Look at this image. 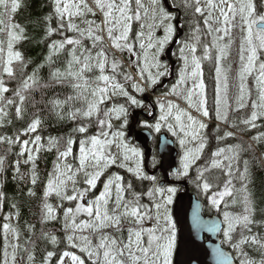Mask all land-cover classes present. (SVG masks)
Returning a JSON list of instances; mask_svg holds the SVG:
<instances>
[{"label":"snow or ice","instance_id":"snow-or-ice-1","mask_svg":"<svg viewBox=\"0 0 264 264\" xmlns=\"http://www.w3.org/2000/svg\"><path fill=\"white\" fill-rule=\"evenodd\" d=\"M188 0H185L187 4ZM53 3V13L59 21L57 28H52L49 26L47 28L48 35L53 34L54 32L59 31L60 29L67 28L70 31L76 32L79 34L80 38H69L65 37L64 40L54 41L50 45V49L53 53H58L59 51L65 48V45H76L79 46L82 51L78 54V49L73 47L70 49L71 59L68 61L67 69L64 73H61L59 69H56L52 73L53 79L58 81H62L63 79H74L77 83H73L72 87L77 90H87L89 88L88 81L85 77L86 72H92L93 69L99 70V75L96 77L98 82H102L103 86L99 83L96 87L91 88V96L92 100H89L87 96L83 95V92L80 93L75 99H80L81 96L85 100L87 107L86 110L81 111L80 109H76L75 112L71 113L73 119L76 118L77 113H80L84 117H91L93 114H98L99 104L103 103L105 98L108 96L110 89L112 94L122 95L127 97V99L131 102V104L140 106L141 102L137 100L134 96H131L127 90H125L123 84L115 81V76L105 75L106 65L109 64V57L107 51L103 47L104 36L101 33L106 32L107 37L111 40L114 48L118 50H128L131 51L133 45L128 42L129 33L131 32V22L135 20H139L141 18L139 9L143 7L140 3V0H136L137 10L133 12L131 8V0H94L95 8L99 10V12L103 16V20L101 24H97L94 20L84 19L82 22L87 25L86 28L81 29L77 23L74 22V19L77 17L83 18L87 14L91 13L93 16L96 15V12L93 10L88 3V0H52ZM154 4H158V0H153ZM195 4V12L201 15H204V8L201 7V0H194ZM21 7V0H0V33H5L7 36L6 41V52L7 58H4L5 52V41L0 39V73L6 74L7 77L13 78L15 76V70L13 67V63L15 62H23L22 53L19 51H14V43L24 38L23 33L24 29L12 22V17L15 13H17L18 9ZM205 7L208 9V15L204 20L205 25L208 26L209 33L215 31L216 33H222V35L213 38V44L215 45L217 39H223L225 36L230 35L231 28L235 27L234 21L236 17L239 15L242 21L241 30L246 32V35L241 44V68L239 71V79L241 81L240 84V95L237 98L238 108L245 107V98L250 95L248 92L244 81L246 77L252 75L254 71L258 72L256 77L257 84L259 86V101L260 103H253V110L251 112V116L249 119L243 121L244 124L250 125L251 127H256L255 121L259 118L264 117V62H257L260 59V54L264 53V13H257V8L254 0H205ZM218 11L219 16L214 18L213 12ZM159 12L163 16L164 19H171L170 14L164 11L162 7L159 8ZM67 20L65 22V18ZM46 19L51 21L52 17L49 16ZM211 20L219 23L220 27L215 29L212 28L209 23ZM174 27L171 24H168L165 27V36L163 39L157 40L155 44L149 43L147 45L148 48H156V52L152 54V67H155L158 71L155 76L152 73H149V80L151 84L155 85L158 81V77L166 75L167 69L166 66L161 65L158 60V55L163 51L164 45L168 42V40L174 34ZM197 32L199 29L197 28ZM144 34L141 32L139 34L142 37ZM90 39L92 42V48H97L99 46V50L92 54V51L88 48H85L82 39L83 38ZM149 40H151V36H149ZM196 43L192 45L185 44V48L191 53V62H189L188 56L184 55V49H181V55L184 59V67L180 71L179 80L176 85H173L171 93L179 95L180 92H184V99L187 101L188 106L192 109H195L197 112L201 113L203 117L209 116V110L207 107V96L205 93V84L203 81V73L201 69V58L195 55L196 52V44L199 43L200 37L199 35L195 36ZM245 45L247 47L245 48ZM141 49L145 48V44H140ZM227 45L221 47L219 49L220 56L218 59H222L226 55ZM247 52V58H245L244 53ZM145 67L148 66V55L145 53ZM204 58L210 59L208 47L205 46V55ZM48 61L51 62L52 56L51 54L47 58ZM246 60V62H245ZM111 69L113 73L119 68V62L114 58L112 59ZM161 67L165 68V71H159ZM189 69H191L189 71ZM144 69H141V76H143ZM125 80H131L132 77L130 75H124ZM191 80L192 84L190 87L187 86V82ZM216 80H217V88H216V118L227 121L228 113L227 108L229 107L227 100H224L225 111L221 112L220 104H221V88H220V80H221V68L217 66L216 68ZM79 81H83V83H79ZM38 83L36 79V74L27 76V78L23 81L22 86L14 91V96L19 98V102L22 105L25 101L26 97L23 94L25 91L32 88L34 85ZM184 86V87H181ZM137 91L143 92L145 89L139 84L134 83L132 85ZM224 91L225 94L227 92V76L224 77ZM9 92V88L5 84V80L2 76H0V103H4L6 101L7 105H13L15 101L13 99L5 98L4 94ZM74 97H68V100H72ZM67 101H54L53 103L59 107L61 103H66ZM160 108L162 111V115L160 116L161 121H167L169 116H171L172 110L176 109L177 114L175 115V120L179 125V130L183 133L184 137H191L193 141H199L198 147L194 149H188L184 153V174H187L188 168L191 164L195 162L200 156V153L205 148L206 144L204 141V137L201 135L202 130H204L207 125L202 121L194 117L191 112L180 109L178 105L173 104L171 101L167 104V111L165 112V105L163 103L160 104ZM16 115H21L22 108L16 107L15 109ZM111 112H115L117 118L121 114L126 115L127 110L120 106L119 108H113L110 110ZM8 113L5 111L4 107H0V122L3 121V118L6 117ZM109 112H105V116L107 117ZM184 117L187 118L188 123L185 124ZM41 121L39 118L34 119L29 128L28 132H35L37 127L40 125ZM99 124L101 128L107 124L108 128H111L112 125L110 122L106 120H100ZM235 126V125H233ZM161 125L157 123L155 128L159 131ZM169 130L173 129L171 124L168 125ZM77 131L84 133L87 131L86 127H79ZM175 134V132H174ZM109 133L105 131H101L99 136H92L90 138L91 147H85L86 141H81L80 146V169L83 170L87 167H91L93 171H85V183L90 186V188L95 189L97 186V181L103 175L104 170L108 168L111 164L116 163V157L110 154H106V149L108 145H111L115 142L117 137H123L122 132H113L111 133L113 139H107ZM228 136L233 135L231 132L227 133ZM104 137V139H101ZM264 138V133H261L259 136L253 137L254 140H260ZM5 138L0 137V141H3ZM41 137L37 135L35 137V143L39 145ZM11 143V139L8 140ZM188 141L186 139H181L180 144L185 145ZM25 149L27 150L28 141L24 142ZM49 143L54 145L56 142L50 138ZM73 141L71 139L68 140L67 150L60 153L61 157H66L72 151L71 145ZM125 149L124 159H129L127 153L131 152L135 156H139V152L132 148L129 149L127 145H123ZM239 147L238 145L236 146ZM39 147L35 149V151L39 152ZM225 149L221 148L213 155L216 157H220L224 153ZM232 151V149H229ZM238 155V153H234L232 157H224L225 160H228L229 163L225 166L228 170V175L231 176V161ZM28 161L33 162V170L35 169V157L33 155L28 156ZM90 161V163H89ZM3 158H0V170H2L3 166ZM19 162H17L18 164ZM245 163L244 172L241 174V180H248V168L247 161ZM124 166L123 164L121 165ZM213 168L222 167V161L213 160L212 161ZM67 172L71 171V165H66ZM129 172H134L135 175L139 178L142 176L140 170V163L137 161L136 167L128 168ZM203 171H207L204 169L200 172L201 178L203 177ZM67 172H60L61 177H66V179H60L57 177L56 180L49 179L47 190L45 192V196L49 195L51 192H55L58 196H61L63 199H67L69 201L73 200H83L85 193L89 189H84L83 191L73 188V195H65V187L68 180L74 181V174L67 175ZM144 179H150L155 181V177H143ZM36 175L33 171L32 176V184L36 183ZM231 179H229L223 187L222 191H218L214 193L211 197V204L213 206H219L220 202L223 201L224 197L232 196L233 189L231 187ZM115 185V200L114 206L111 210H109V203L112 200V186ZM207 180L203 182V190L208 192V190L212 187ZM132 188L131 183H128L126 186L123 184V177L115 176L109 177L107 181L103 184V190L99 192V195L95 197L91 203L87 206L83 203L77 204L75 209L69 207L66 209L65 216V227L71 226L74 230L84 231L87 229H91L94 231L101 230L106 227H114L117 231H121V224L123 221H127L129 224L137 225L138 227H129L128 235L126 240H118L115 237L104 236L100 244L96 246V248L91 247V241L87 236H80L79 240L83 243L81 247L82 252H86L90 259L95 258L97 264H99L101 253L97 249H103V264H173V252L176 247V224L172 219L170 214L168 205L172 203V195L176 191L175 188L167 189L169 195L163 202H155L153 208H150L146 204H141L140 202V194L136 192H131V199H125V191L130 190ZM244 190L246 195L244 197V210L243 214L238 216H232L227 211L224 212V221L227 224V229L224 231V236L227 241L232 242L233 233L236 229L242 228L246 230L248 233L252 232L251 226L256 223L254 220V215L256 212L254 202L251 199V193L247 192V184L244 185ZM160 193L163 196L165 189L164 188H154L147 192V195L151 198L154 196V193ZM30 195H34V193L30 192ZM3 193L0 192V208L3 207ZM235 201H233L234 203ZM15 208V205H12ZM45 208L47 209V214L49 217L53 215V209L51 205L45 204ZM81 212L87 213L88 217L93 218L91 220L81 221L79 224L76 222V214ZM18 216L19 213L17 212ZM10 219V216H9ZM155 220V224L150 228L143 227V224L146 220ZM70 220V225L68 221ZM3 230L5 234V244H4V252H3V264H9V257L11 258V264H16L17 260V249H19V243L9 244L8 241V233L11 232L15 240L19 241V231L9 223L3 224ZM146 237V239H145ZM57 238L55 236L51 237L52 243H56ZM67 240L73 246H77L73 243L74 236L69 235ZM251 245L255 246L257 251L261 252V259L259 264H264V238H261L258 234L244 235L241 232L240 239L233 244L234 248L240 250V255L244 257L241 259L240 264H257V261L248 257V253L244 251L243 246ZM9 247L12 248L11 254L9 253ZM25 251H27L25 249ZM54 253L48 252L47 256L51 257ZM64 256H71V260L74 264H85L84 260H82L79 256L65 252ZM35 257L33 254L28 255V260L34 261ZM62 264V262H61ZM228 264H231V261H228Z\"/></svg>","mask_w":264,"mask_h":264},{"label":"trees","instance_id":"trees-1","mask_svg":"<svg viewBox=\"0 0 264 264\" xmlns=\"http://www.w3.org/2000/svg\"><path fill=\"white\" fill-rule=\"evenodd\" d=\"M180 1L182 3L183 13L182 23L185 25L186 29L191 30L190 24L202 22V20L205 19L206 13L201 15L195 12L194 0H188L187 4L185 0ZM88 3L93 7L92 4H94V0H88ZM255 4L257 13H262L264 9V0H255ZM93 10L96 12L94 7ZM49 16L52 17L51 21L46 19ZM99 18L97 12L95 16L89 13L83 18H75L74 22L77 23L81 29H84L87 25L84 24L82 20H94L96 23L99 22L98 24H101ZM12 22L20 25L24 29V38L14 43V51L22 53L23 62L14 61L13 67L15 76L13 78H9L6 74L0 73V76L3 77L6 86L9 88V92L4 94L6 100L13 99L15 101L13 105H7L6 101L0 103V107H4L5 111L8 113V115L3 118V121L0 122V137L5 138L3 141H0V158H3L4 161L2 170H0V192L4 194L3 207L0 208V264H3L5 244L4 223H9L12 228L19 231V241L14 239L11 232L8 233V236L10 235L14 239L10 241L9 237V244L11 245L18 242L20 245L19 249H17L16 264H61L60 262L65 257L63 255L65 252L79 256L84 260L85 264H97L95 258L90 259L86 252H82L77 246L74 247L73 244H70L67 240L69 235L74 236L78 231L74 230L71 226L65 227L66 221L64 213L69 207L75 209L76 205L79 203V199L69 201L58 196L55 192H51L49 195L45 196V192L49 179L56 180L63 165L65 168L66 165H71L70 175L74 174V176H77L76 189L83 191L87 188L90 190V186L85 183V175L80 173L81 170L78 171L80 168L81 141L87 142L85 144L87 149L91 147L90 138L92 136H99L102 130L108 132L109 128L107 124H105L102 129L99 121H110L109 115L106 117L105 112H109L110 114L111 107L107 101L104 100L103 103L99 104V113L93 114L91 117H84L80 113H77L76 118L73 119L71 113L75 112L76 109H80L81 111L86 110L87 104L83 97L81 96L80 99H75V97L83 92V95L87 96L89 100L93 99L91 96V88L96 87L98 83H102L96 80V77L100 74L99 70L93 69L92 72L85 73V77L89 84L87 90L74 89L72 84L77 83L74 79H63L62 81L53 79L52 73L56 69H59L61 73H64L67 69L68 61L71 59L70 49L76 47L78 49V54L82 49H80L79 46L67 44L65 48L58 53H53L50 49V45L54 41L64 40L65 37L80 38L78 33L70 31L66 27L48 35L47 28L49 26L57 28L59 24V21L53 13L52 0H21V7L18 9L17 13L13 15ZM237 22L238 19L235 20V24H237ZM201 25L205 27V23H201ZM232 29L234 31L231 37L225 36L223 39L216 41L217 45H227L226 51L232 54L229 60L226 61V63L230 64L227 70L229 75L227 81L230 80V87L235 84L234 78L231 79V77L234 75L233 72H235L234 68L237 63L236 43L238 41V33L236 32L237 30H235L236 27ZM214 33L215 36L219 34L215 31ZM101 35H103V33H101ZM0 39L5 41V52L3 55L6 59V34L0 33ZM82 43L85 48L92 51L93 55L99 50V46L97 48H92L91 40L86 37L82 39ZM132 45L133 53L139 55L141 52L139 46L136 44V39H134ZM103 47L107 51L109 57V64L106 65L104 74L109 76L114 75L115 81L123 84L125 90H127L130 95L135 93L134 87H132V79H124V75H130L132 77L128 68L117 58L116 54L110 51L105 39ZM131 51L123 50L121 52ZM50 54L52 56L51 62L47 59ZM263 55L264 54L261 53V58L264 62ZM113 58L119 62V68L115 73H113L110 63ZM131 61L141 68L138 59ZM216 68L217 62L215 60L208 66H205L208 97L212 104H214L216 98ZM33 72L36 74L38 83L23 93L26 99L21 105L19 98L14 96V91L20 88L27 76L33 74ZM256 77L254 79H256ZM79 83H83V81H79ZM148 84L151 85L150 83ZM68 97H74V99L68 100ZM57 100L67 102L61 103V105L57 107L53 103ZM125 100L126 97L116 94L114 103H123ZM229 100L231 101V98ZM16 107L22 108L21 115L19 116L16 115ZM229 112L227 121H222V124L229 126L233 131V135L228 136L227 133H229V131L218 128L217 126L208 127L206 131L208 149L204 154V159L196 162L190 167L185 181L189 184L191 192L205 203V215H218L222 218H224L223 214L226 211L232 216L243 214V201L246 195L244 185L247 184V192L251 193V199L256 209L254 215L256 223L251 226L252 232L248 233L246 230L238 227L232 234V242L227 241L224 234L222 236L224 246L227 249L238 251L236 258L240 263L241 259H244V257L240 255L239 249L233 247V244L240 239L241 232H243L244 235L258 234L261 238H264V138L260 140L253 139V137L260 135V131L264 133L260 125L264 123V117L260 118L257 127L253 128L247 124L244 126L242 120L246 118V113H240L239 111ZM242 114H244L243 118ZM36 118L40 119V125L35 132H28L27 129L29 125ZM81 126L86 127L87 131L84 133L77 131ZM37 135L41 137L39 145L34 142ZM239 135L245 136L246 139L240 138ZM9 138L12 141L11 143L8 142ZM50 138L56 142L54 145L49 143ZM103 138L104 137H101V139ZM69 139L73 141L71 145L72 151L66 157H61L60 153L67 150ZM25 140L28 141L27 150L23 143ZM237 145L239 146L238 148L236 147ZM37 147L40 149L38 153L35 151ZM221 148L225 149L224 153L220 157L214 156L213 154ZM229 149H232V151H229ZM234 153H238V155L231 161L232 171L231 176H229L227 167H225L229 161L225 160L224 157H232ZM30 154L35 157L34 170L32 161L26 163ZM213 160L222 161V167L213 168ZM245 161H247V168L249 170L248 180H241L240 176L244 172ZM17 162L19 163L17 164ZM123 167L110 169L108 172L112 175L116 174V176L123 177L124 185L126 186L128 183H131L132 189L136 193L145 190L147 185L150 184L139 180ZM204 169H207V171H203V177L201 178L200 172ZM33 171L37 178L35 184L31 182ZM108 172L106 174L110 175ZM229 179H231L232 182L231 187L233 189V195L224 197L223 201H221L216 208V206L211 204L210 197L214 193L222 191L224 184ZM204 180H207L213 185L208 192L203 190L202 185ZM151 188L152 186H149L148 189ZM30 192L34 193V195H30ZM64 194L73 195V189L68 188L66 185ZM90 200L92 201L93 199ZM233 201L235 202L233 203ZM45 204L51 205L53 209L52 217L48 216ZM12 205L16 207L13 208ZM113 206L114 205H112V207ZM17 212L19 213L18 216L16 215ZM76 217H78V222L89 219L87 213L84 212L79 213V215L76 214ZM68 223L70 225V221H68ZM129 227L138 226L126 224V221H123L121 224V231L112 228L80 233L89 238L92 248H96L104 236L115 237L118 240H126ZM52 236L57 238L55 244L51 241ZM243 248L244 251L248 253V257L257 261V264H259L262 258L261 252L257 251L255 246L251 245H245ZM25 249L27 251H25ZM97 250L101 253L99 264H103V249ZM48 252L54 253L53 256L48 257ZM29 254L34 255V261L30 262L28 260Z\"/></svg>","mask_w":264,"mask_h":264},{"label":"rangeland","instance_id":"rangeland-1","mask_svg":"<svg viewBox=\"0 0 264 264\" xmlns=\"http://www.w3.org/2000/svg\"><path fill=\"white\" fill-rule=\"evenodd\" d=\"M178 2H180V1H178ZM254 2H255V0H254ZM141 4L143 5V7L139 9L140 16H141V18H143L144 22H146V25L148 24V25L150 26L149 30H151V31H160V30H162L161 27H162L163 23H164L167 19H164L163 16L161 15V13L159 12V8L161 7L160 4H159V5H158V4H154V3H153V0H146V1L143 2V3L141 2ZM149 4H150V5H149ZM92 6L95 8V5H94V4H92ZM188 7H190V6H188ZM201 7L204 8V13H206V16H205L204 18H206L207 15H208V9L205 7V4H203V6L201 5ZM151 9H153V10H151ZM95 10H96L98 16L100 17V18H99V21L102 23V20H103V16H102V14H101V13L99 12V10H97L96 8H95ZM132 10H133V9H132ZM136 10H137V8H136ZM133 12H134V11H133ZM262 13H264V9L262 10ZM218 16H219L218 11H214V12H213V17L216 18V17H218ZM65 19L67 20V17H66ZM237 19H238V22H237V24H235V25H236V26H235V27H236L235 30H237L236 32L238 33V41H237V43H236V52H237L236 56H237V63H236V67L234 68L235 72H233L234 75H235V77H234V75H233V77H231V79L234 78V80H235V81H234L235 84H234L233 86L230 87V86H229V84H230V80L227 81V92H226V94H225V91H224V77L228 75V71H227V70L229 69V65H230L229 63H226V61H228L229 58H230V56L232 55L231 53H228V52L226 51V55H225L222 59H218V57L220 56L219 49H220L221 47H224L225 44H224V46H221V45H217V44H216L215 47H212L213 50L209 53V55H210L211 58L208 59L207 61H206V60H205V61L203 60V62L201 63V69H202V73H203V81H204V84H205V86H206V82H205V80H204V62H206V64H208L209 62H211V61H213V60H215V61L217 62V66H219V67L221 68V80H220V88H221V93H220V95H221V104H220V108H221V112H224V111H225L224 100L226 99V100H227V103H228V105H229V107L227 108V113H228L229 111H230V112H233V111H239L240 113H241V112H244V113H246V118H244V120H246V119H249V118H250V116H251V112H252L253 110H257V111H259V109H253V107H252L253 103H257V104L260 103V102L258 101V99H259V89H257V88H259V86L257 87L258 84H256V79H254V78L258 75V72H257V71H254V72L252 73V75H249V76L246 77V80L244 81V83H245L246 88H247L248 92L250 93V95L247 96V97L245 98L244 103H245L246 106L243 107V108H238L237 98H238L239 95H240V84H241V81H240V79H239V71H240V68H241V60H240L241 44H242L243 39H244V37H245V35H246V32L241 30L242 21H241L239 15L236 17V20H237ZM204 20H205V19H203L202 22H198V23H196V24L193 23V24H194V25H193V31H194L195 35H199V37H200V41L202 42L201 45H199V43L196 44V47H199V48H202V47L207 46V45H206V42H207V41H206V36H208L209 31H208V26H207V25H205V27H203V26L201 25V23H204ZM98 23H99V22H97V24H98ZM209 23L211 24V26H212L213 29H215V28H217V27H220V24L214 22V20H211ZM234 23H235V21H234ZM144 24H145V23H144ZM160 26H161V27H160ZM165 27H166V25L163 27V30H165ZM235 27H233V28H235ZM197 28L199 29V32H197ZM145 29H146V27L142 28V31H145ZM233 31H234V30L231 28L230 35H229L230 37H231V34H232ZM131 32H132V24H131ZM131 32L129 33V39H128V40H130ZM194 33H193L192 37H193V39L195 40V35H194ZM220 35H222V33H219L217 36H215V33H214V31H213V35L210 36V39H209V41H208V42H209V45L212 46V45H213V38H214V37H218V36H220ZM103 36H104V39H105V40L107 39V40L112 44L111 40L107 37L106 32L103 33ZM229 36H228V37H229ZM217 40H219V39H217ZM142 43H144V42H142ZM144 44H145V48H144V49H141V47H139V48H140V52H141V53H143V51H144V52L147 53V55H148V62H147V63H148V66L145 67V58H144V59H143V64H142V67H141L142 69H144V71H143V76H141V74H140L141 79H142V80L144 81V83H145V80H144V78H143V77H145L144 74H148V76H149V73H152V75L155 76L158 70H157L155 67H152V63H153V61H152V54L155 53L156 50H154V48H148V47H147V45L149 44V41H147V42L144 43ZM191 45H192V44H191ZM246 47H247V45H245V48H246ZM110 49H113V50H111V52H113L114 54H116L117 58H118L120 61H121V58H124V59H126L129 63L136 64V63H134V62L131 61V60H134V59H132V56H134L133 49H132L131 52H124V53H122L121 50H118V49L114 48L113 45H112V47H110ZM159 54H160V53H159ZM262 54H264V53H262ZM244 55H245V58H247L248 53L245 52ZM144 56H145V55H144ZM187 56H188L189 62H191V55H190V54H187ZM263 56H264V55H263ZM202 57H204V54H203ZM158 60H159V55H158ZM121 62H122V61H121ZM245 62H246V60H245ZM259 62H263V60H262V58H261V54H260V59H259V61L257 62V64H258ZM122 63H123V62H122ZM123 64H124V63H123ZM124 65H125V64H124ZM125 66H126V65H125ZM227 66H228V67H227ZM126 67H127V66H126ZM138 68H139V72L141 73V68H140V67H138ZM162 70H163V68L161 67V68L159 69V71H162ZM190 70H191V69H189V71H190ZM158 78H159V77H158ZM132 81H133L132 83L134 84V77H133V76H132ZM191 84H192V81L189 80V81L187 82V86L190 87ZM100 85L103 86V83H101ZM175 85H176V84H175ZM141 86H142V85H141ZM142 87L145 89L143 92H139V91H137V90L134 88V92H135V93H132L131 96H134V95L137 94V93H139V94H143V95H144V94H147V96H150V94H153V90L156 88V86H152V84L149 85V84H147V83H145V86H142ZM172 87H173V86H172ZM172 87H170V88L168 89V92H167V93H164V94H162V95H163V96H166V97H168V98L174 99V100H171V102H172L173 104L178 105L180 109H182V108L180 107L179 102L182 103V104H186V105L188 106L187 101L183 98L185 93H184V92H180L179 95L170 94V93H171V90H172ZM181 87H184V86H181ZM206 87H207V86H206ZM256 87H257V88H256ZM255 88H256V90H255ZM205 93L207 94V90H206V88H205ZM115 95H116V94H112L111 89H110V92H109L108 96L106 97L107 99H105V100L107 101V103L109 104V106L111 107V109H113V108H119V107H120V106H116V105L114 104V102H115ZM206 96H207V107H208V110H210V109H209V105H210V104H209V100H208V94H207ZM126 98H127V97H126ZM230 98H231V101L229 100ZM158 102H160V101H158ZM168 102H169V101H167V100L164 101V102H160V103H163V104L165 105V112L167 111V104H168ZM122 106L126 109V106H124V105H122ZM188 107H189V106H188ZM189 108H190V107H189ZM190 109H191L193 112H195V113H197V114H199V115L202 116V114L199 113V112H197L195 109H192V108H190ZM159 112H160V116H161V115H162L161 108H160ZM172 113H173V114H172L171 116H169L168 120H167V121H164V122H165L167 128H169V127H168L169 124H171V125L173 126V129L170 130V131H171V132H170V135L175 136V137L177 138L179 148H180V150L182 151V153H183V155H184V153H185L186 150L191 149V148H196V147H198L199 141H193V140L191 139V137H187V138L184 137L183 133H181L180 130H179V125H178V123H177L176 120H175V115L177 114V110H176V109H173V110H172ZM248 114H249V116H248ZM126 115H127V117L129 116V114H126ZM243 116H244V114H242V118H243ZM247 116H248L249 118H248ZM109 117H110V121H109V122L111 123L112 127L108 129V133H109V135H108L107 139H109V140H112V139H113V137H112V135H111V133H113V132H122V133H123V137H117V138L115 139V142H114V143H112L111 145H108V146H107L106 154H110V155H112V156H115V157H116V163H115V164H111L108 168H106V169L104 170V173H103L102 176H104L112 166H116V167L119 168V167H122L121 165L123 164V165H124L123 168H125L127 171H128V168H133V169H134V168L136 167L137 161H139V163H140V170H141L142 175L145 174L144 164H143V161H142V153H141L139 150H137V148H136L135 146H133V145L127 143V141H126V134H125V131L122 129V126H121V125H123V127L126 129V124H127V120H128L127 117H125V115L121 114V115L119 116V118H117V115H116L115 112H111V113L109 114ZM124 118H125V119H124ZM159 118H160V117H159ZM205 118L212 119V116H210V114H209V116H208V117H205ZM261 118H262V117H261ZM183 119H184L185 124H187V123H188L187 118L184 117ZM216 119H217V118H216ZM244 120H242V121H244ZM259 120H260V118H259L257 121H255L256 127H257V123H258ZM222 121H223V120H221V121H219V122H222ZM162 123H163V121L160 120L159 124L161 125V127H162ZM245 125H246V124H244V126H245ZM260 125H261V127H262L261 129L264 130V123H261ZM249 126H250V125H249ZM118 127H121V129H118ZM161 127H160V128H161ZM205 129H206V128H205ZM205 129H204V130H205ZM204 130H202V132H201V135H202V136H203V132H204ZM174 132H175V134H174ZM103 139H104V138H103ZM181 139H186L188 142H187L185 145H181V144H180V140H181ZM252 141H253V140H252ZM254 142H255V141H254ZM123 145H127L129 149H132V148L136 149V150L139 152L140 155L137 157V156L133 155L131 152H128L127 155H128V157H129V159L125 160V159H124V156H125L126 153H125V149H124ZM252 145H254V144H252ZM89 163H90V161H89ZM183 164H184V160H183V162H182L181 167H182V172H183V176H182V177H185L186 175L184 174V167H183ZM191 165H192V164H191ZM191 165L189 166L188 171H189ZM79 169H80V168H79ZM85 171H89V172H91V171H93V169H92L91 167H87L86 169L81 170L80 173H83V174L85 175ZM188 171H187V173H188ZM61 172H67V169L65 168L64 165L62 166V170H61ZM128 172H129V171H128ZM129 173H131V174H133L134 176H136L134 172H129ZM67 175H70V172H67ZM102 176H101V177H102ZM58 177H59L60 179H66V177H61V176H60V173L58 174ZM101 177H100V178H101ZM136 177H137V176H136ZM141 177H142V176H141ZM139 178H140V177H139ZM178 179H179V178H178ZM99 180H100V179H99ZM99 180L97 181V183L99 182ZM179 180H180V179H179ZM74 181H75V177H74ZM123 184H124V181H123ZM160 184H161L160 182H153V181H151V183H150L149 185H147V187H146L147 192L150 191V190H153L154 188H161ZM66 185H67L68 188H71V187L74 185V183H73L72 180H68ZM149 186H152V188H151V189H148ZM169 188H172V187H168V186L164 187L165 192H164L163 196H161L160 193H158V192L154 193V196L151 197V198L147 195V193H145V195H141V196H140V202H141V204H146V205H148L150 208H153L155 202H163V200L167 198V196L169 195V193L167 192V189H169ZM102 190H103V187H102L99 191H102ZM133 191H134V190L131 188L130 192H133ZM179 192H180V191H178V190L176 189V191H175L174 193H171V195H172V203H171L170 205H168V208H169L170 214H171L172 219H173L174 222H175V219H174V211H173V210H174V203H175V199H176V197H177V194H178ZM98 195H99V193H98ZM98 195H97V196H98ZM124 195H125V199H131V198H132V197H131V194H130V195H127V194L125 193ZM114 197H115V185L112 186V200L110 201V203H109V205H108L109 210H111L110 205L112 204V201H113V198H114ZM93 200H94V199H93ZM93 200H92V201H93ZM80 203H83V204H85L86 206H87L89 203H91V200H90V198L87 196V193H85L83 200H80V199H79V203H78V204H80ZM220 203H221V202H220ZM216 208H217V206H216ZM78 215H79V214H78ZM77 218H78V217H76V222H77V224H79L80 222L77 221ZM91 219H93V218H90V217H89V219H87V220H91ZM69 221H70V220H69ZM84 221H85V220H84ZM154 224H155V220H154V219H153V220H146V221L144 222V224H143V227H145V228H150V227H152ZM175 224H176V222H175ZM176 227H177V225H176ZM112 228H114V227H106V228H103V229H112ZM103 229H101V230H103ZM226 229H227V224L225 223V230H226ZM101 230H98V231H101ZM77 231H78V232H76V234L74 235V239H75V240H74V244L77 245V248L81 249V247L83 246V243L79 240V237L82 236L80 232H91V231H93V230H91V229H87V230H84V231H80V230L77 229ZM9 237H10V241H13V240H14L12 236L9 235V236H8V239H9ZM145 239H146V237H145ZM178 240H179V239H178V230H176V247H175V250L177 249ZM175 250H174V252H173V257H172V259H173V264H174V259H175V257H174V255H175ZM11 252H12V248L9 247V253L11 254ZM234 253H235L236 256H237L238 251L235 250ZM61 262H62V264H74V262L71 260V256H65V257L61 260ZM61 262H60V263H61ZM9 264H11V258H10V257H9Z\"/></svg>","mask_w":264,"mask_h":264},{"label":"flooded vegetation","instance_id":"flooded-vegetation-1","mask_svg":"<svg viewBox=\"0 0 264 264\" xmlns=\"http://www.w3.org/2000/svg\"><path fill=\"white\" fill-rule=\"evenodd\" d=\"M145 1L146 0H140V3L141 2L143 3ZM178 1L180 0H158V5L160 4V6L164 9V11L170 14V16L172 17L171 19H167L163 23L162 27L160 26L162 29L160 31L149 30L150 26L148 24L146 25V22H144L143 18H140L139 20L134 19L131 22L132 32H131L130 40H128V42L132 44L134 39H136V44L139 47L142 42L146 43L147 41H149V43L151 42L155 44L157 40L163 39V37L165 36V30H163V27L165 25L167 26L168 24H171L175 29L174 34L168 40V42L164 45L163 51L160 52L159 54V62L161 63V65L166 66L167 74L160 76L155 85L152 84V86H156V88L153 90V94L167 93L168 89L177 83V81L179 80L180 71L184 67V59H183V56L181 55V49H184V55L186 56L187 54L191 55L188 49L185 48V44L191 45V44L196 43V41L192 37L194 33L193 31L194 24L193 23L190 24L192 28L191 30H188L185 28V25H183L182 23V15H183L182 6H181L182 3L181 1L180 2ZM201 1H202V5L205 4V0H201ZM117 3H119V0H117ZM131 8L133 9L134 12L136 11V8H137L136 0H131ZM144 27H146V29L145 31H142V28ZM141 32H143L144 34L142 37L139 36ZM211 35H213V32L209 33L208 36H206V41H207L206 45L208 47L209 53L213 50L212 47H214V44L210 46L208 42ZM149 36H151V40H149ZM201 44L202 42L199 41V45ZM154 50H156V48H154ZM140 54L139 55L134 54V56H132V59H138L142 67L145 52L143 51V53H140ZM203 54L205 55V47H202V48L196 47L195 55L201 58V63L203 62V60L204 61L208 60V58L202 57ZM211 62H209V64H211ZM209 64H206V62H204L205 82H206L205 66H208ZM162 68H163L162 71H165V68L164 67ZM144 75L145 77L143 78L145 80V83L151 84L148 74H144ZM134 97L141 102L140 106L131 104V102L127 98L125 101H123V103H119V104H121V106L122 105L126 106L127 114H129L128 117L127 115H125V117H127L128 119L127 124H126V129L123 127V125H121L122 129L125 131V134H126V141L128 144L135 146L137 150H139L142 153V161L144 164L145 174H143L142 177L140 178L138 177L136 178H138L139 180H142L145 183H151V181L153 180L144 179L143 177H155L156 179L153 182L161 183L163 182L165 178V173L161 171L162 159L159 154L160 139H161V136L165 133L170 135L171 131L169 130V128L166 127V124L164 121L159 131H157L155 128V125L160 122V118H159L160 117L159 110H160V104H161L160 102H157L155 99H152L146 94L143 95V94L137 93L134 95ZM118 129H121V127H118ZM207 129L208 127H206L204 134H206ZM144 132H149L152 136L151 141L148 143V146L146 148L150 150V154L148 158H147V152L144 151L146 149L142 145H139L137 143L138 136ZM204 134H203V137H204ZM170 136L173 139H175V141L177 142V148L179 149V152H180L179 164L181 165V163L184 160V155L179 148L177 138L172 135ZM205 144L206 146L203 149V151L200 153L199 158L195 160L196 162L204 159V154L206 150L208 149V145L206 141H205ZM191 149H194V148H191ZM115 168L117 167L116 166L111 167V169H115ZM113 176L115 177L116 175L105 174L104 176H102L98 182L99 184L97 183L98 186H96L95 189L90 188V190L86 192L87 196L90 199H95V197L100 192L99 190L103 187V184L107 181L108 177H113ZM182 176H183L182 170H180L179 174L177 175H173L172 172L170 174V178L175 184L178 183L176 182L177 180L185 178ZM74 177H75V183L71 187L72 189L76 186V182H77V176H74ZM172 188L176 189V187H172ZM125 193L127 195H130V191H125ZM138 193L141 196L147 193V190L145 188V190L143 191L141 190ZM114 200H115V197L113 198L112 204L110 205L111 209H112V205H114Z\"/></svg>","mask_w":264,"mask_h":264},{"label":"water","instance_id":"water-1","mask_svg":"<svg viewBox=\"0 0 264 264\" xmlns=\"http://www.w3.org/2000/svg\"><path fill=\"white\" fill-rule=\"evenodd\" d=\"M149 132L141 133L137 143L145 149L151 141ZM147 158L150 150L146 149ZM165 172V182L170 183L169 172L178 173V156L175 143L168 135L161 137L159 147ZM186 188L179 194L174 208V218L179 227V242L174 264H239L234 253L223 246L222 234L225 228L223 219L218 215L204 214L205 203L193 195L186 183L180 184Z\"/></svg>","mask_w":264,"mask_h":264},{"label":"built area","instance_id":"built-area-1","mask_svg":"<svg viewBox=\"0 0 264 264\" xmlns=\"http://www.w3.org/2000/svg\"><path fill=\"white\" fill-rule=\"evenodd\" d=\"M130 69L133 73H136V67L135 66H130ZM136 76V75H135Z\"/></svg>","mask_w":264,"mask_h":264},{"label":"bare ground","instance_id":"bare-ground-1","mask_svg":"<svg viewBox=\"0 0 264 264\" xmlns=\"http://www.w3.org/2000/svg\"><path fill=\"white\" fill-rule=\"evenodd\" d=\"M41 35V34H40ZM37 45V44H36ZM35 46V45H34ZM218 180V179H217ZM225 183V182H224ZM258 254V253H257Z\"/></svg>","mask_w":264,"mask_h":264}]
</instances>
